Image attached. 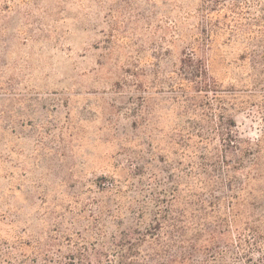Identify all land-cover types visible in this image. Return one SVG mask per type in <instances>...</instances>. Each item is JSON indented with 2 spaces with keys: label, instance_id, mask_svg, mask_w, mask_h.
Segmentation results:
<instances>
[{
  "label": "rangeland",
  "instance_id": "rangeland-1",
  "mask_svg": "<svg viewBox=\"0 0 264 264\" xmlns=\"http://www.w3.org/2000/svg\"><path fill=\"white\" fill-rule=\"evenodd\" d=\"M233 202L264 233V0H0V264H197Z\"/></svg>",
  "mask_w": 264,
  "mask_h": 264
},
{
  "label": "trees",
  "instance_id": "trees-1",
  "mask_svg": "<svg viewBox=\"0 0 264 264\" xmlns=\"http://www.w3.org/2000/svg\"><path fill=\"white\" fill-rule=\"evenodd\" d=\"M191 66L196 70L194 80L196 81V89L198 92L204 93L206 98H215V92L212 87L213 80L209 76L207 66L203 60H194L189 58L187 60ZM219 116L215 114L217 120ZM222 118L215 120L212 130L220 140L221 145L224 148L225 156H235L236 153L241 152L245 157L246 164L243 163L244 169L251 167L256 158L257 150L255 144L246 141L243 142L238 134L235 133L233 128L235 127V121L229 119L228 122L221 123ZM218 121L220 123H218ZM250 176H246L249 179ZM234 197H232L233 199ZM234 200V199H233ZM233 206V207H232ZM235 204L229 206L228 215L226 216L225 228L228 229V241H223L222 238H216L214 232L211 231L205 224H199V241L213 243L214 247L206 246L204 248L207 254L203 260L197 264H230L231 262L243 264H257L253 260V253H261L262 261L264 260V233L260 229V225L255 224L253 220H241L240 217L235 214ZM208 232V237L205 233ZM206 245V244H205ZM264 264V263H261Z\"/></svg>",
  "mask_w": 264,
  "mask_h": 264
}]
</instances>
